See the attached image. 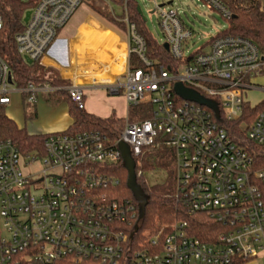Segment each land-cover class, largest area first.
<instances>
[{
  "label": "built area",
  "instance_id": "2783aa9c",
  "mask_svg": "<svg viewBox=\"0 0 264 264\" xmlns=\"http://www.w3.org/2000/svg\"><path fill=\"white\" fill-rule=\"evenodd\" d=\"M33 1L15 42L26 63L28 58L44 66L82 0ZM128 1L122 5L124 19L113 12L126 24L128 39L126 52L112 66L116 78L106 69L90 76V84L121 93L129 110L149 104L153 115L138 122L128 116L115 140L100 131L49 134L43 156L24 155L11 139L0 140V264H235L264 252V168H256L253 157L221 125V112L230 122L244 116V96L255 87L252 81L263 70L264 54L249 39L218 33L188 53L196 33L178 9L155 3L164 37L160 43L169 45L179 63L171 71L149 59L146 40L129 21ZM205 1L231 18L219 0ZM134 59L139 62L135 68ZM70 81L66 87L29 83L20 89L0 49V106L10 105L15 93L29 94L33 103L38 95L64 89L85 109V86L78 78ZM177 83L215 101L220 118L179 97ZM243 128L251 142L264 147V109ZM159 139L175 153L177 201L225 228L214 242L192 236L181 221L153 233L136 232L139 204L122 196L121 181L112 171L123 164V142L136 162L137 178H144L142 160ZM38 163L42 170L35 172Z\"/></svg>",
  "mask_w": 264,
  "mask_h": 264
},
{
  "label": "trees",
  "instance_id": "16d2710c",
  "mask_svg": "<svg viewBox=\"0 0 264 264\" xmlns=\"http://www.w3.org/2000/svg\"><path fill=\"white\" fill-rule=\"evenodd\" d=\"M228 8L232 16L227 19L229 28L221 31L218 36H240L254 42L264 53V6L261 0H219ZM124 5V0H117ZM34 5L33 0H0V16L3 19V28L0 31L1 55L10 66L15 83L18 88L25 89L29 83H50L57 87H66L67 81L59 78L54 69H46L38 63L28 64L18 54L15 42L16 36L24 29V18L26 12ZM138 3L134 0L128 1V17L131 23L136 25L137 31L147 42V55L149 59L158 61L161 66L169 70H175L179 63L175 61L164 46L148 32L146 22L138 11ZM104 19L112 23L118 29L126 32V24L117 22L110 14L102 15ZM124 19L123 17H119ZM61 101L69 104L70 115L74 124L67 132L76 133L84 131H100L105 133L111 140L119 137L125 126V120L115 115L108 118L98 117L79 108L68 96L66 91L57 93ZM29 94L24 93V107L26 115L29 108ZM264 109V102L255 108L245 105L244 116L238 121H227L221 112V125L227 130L230 137L238 145L243 147L254 159L256 168H264V147L251 142L247 136V129L257 114ZM153 115V107L143 104L129 110V120L132 122L145 121ZM29 117V116H28ZM11 139L20 152L24 155L38 152L44 155V135H30L26 130L20 129L17 124L7 116L6 107L0 106V140ZM142 169L145 171H162L166 174L165 181L155 185H148L144 178H137L146 196L149 198L146 206L145 217L140 222V232H155L162 225L172 224L177 221L186 222L192 236L208 243L215 241L225 228L212 220L205 213L193 212L175 197V153L167 147L163 139H159L146 153L142 160ZM116 174L121 184L118 191L123 197L133 201L136 199L128 188V172L124 164H119L112 171ZM137 202V201H136ZM248 261L235 264H247ZM85 264H97L88 261Z\"/></svg>",
  "mask_w": 264,
  "mask_h": 264
},
{
  "label": "crops",
  "instance_id": "0c3cea01",
  "mask_svg": "<svg viewBox=\"0 0 264 264\" xmlns=\"http://www.w3.org/2000/svg\"><path fill=\"white\" fill-rule=\"evenodd\" d=\"M127 47L126 32L104 18L91 16L87 21L78 24L68 23L60 32L49 55L43 59V65L46 69H54L63 81L70 83L73 77L80 80L85 86V110L88 113L102 118L115 115L126 120L129 116V108L124 96L121 93L111 94L107 87L91 85L90 76L107 69V75L115 79L116 73L112 66L117 58L126 52ZM261 81H264V67L253 79L252 83L255 87L251 90L261 89ZM47 95L48 98L38 95L35 102L28 103L27 116L31 121L30 129L22 125L14 115L18 105L25 113L22 94H13L11 104L6 106L7 116L30 135L47 136L67 131L74 124L68 102L61 101L57 92ZM97 99L108 101V107H105L101 113L92 111Z\"/></svg>",
  "mask_w": 264,
  "mask_h": 264
},
{
  "label": "rangeland",
  "instance_id": "374dc122",
  "mask_svg": "<svg viewBox=\"0 0 264 264\" xmlns=\"http://www.w3.org/2000/svg\"><path fill=\"white\" fill-rule=\"evenodd\" d=\"M141 7L144 17L147 19L146 28L148 32L158 42H163V34L159 24V15L155 11V3L165 5V9L173 6L179 10L181 18L184 23L191 28L197 35V38L191 41L187 46L190 48L189 52H195L201 49L204 44L213 36L221 31H226L229 28V22L223 15L215 10H212L210 5L205 0H134ZM231 1V0H228ZM262 5L264 6V0ZM172 2V4H169ZM118 17L124 16L122 5L117 0H82V5L77 10L70 21V25L78 24L87 21L91 16L96 18H103L102 15L110 14L111 18L120 22ZM106 20V19H105ZM109 22V21H108ZM187 47V48H188ZM262 54H264L261 51ZM139 62L134 59L133 67H138ZM124 80H122V83ZM261 89L249 90L244 96V100L251 108H255L264 102V81L260 82ZM45 97H49L47 93H43ZM148 97V96H147ZM147 99V98H146ZM94 113H101L108 107L106 99H97L94 102ZM11 109L9 108V111ZM15 117L22 125H26L30 129L31 121L23 112V109L18 105L15 112ZM35 172L42 170V163L36 164ZM144 179L148 185L152 186L157 183L165 181L166 174L162 171H145ZM2 223L0 222V225ZM163 226V225H162ZM154 232V231H153ZM151 232V233H153ZM248 264H264V252H259V257L250 261Z\"/></svg>",
  "mask_w": 264,
  "mask_h": 264
},
{
  "label": "water",
  "instance_id": "95a60500",
  "mask_svg": "<svg viewBox=\"0 0 264 264\" xmlns=\"http://www.w3.org/2000/svg\"><path fill=\"white\" fill-rule=\"evenodd\" d=\"M169 4H172V2H170ZM162 6H164V5H162ZM138 11H139L140 15L143 17L144 21L147 22V19L144 17V14H143L141 7H138ZM30 15H31V12L28 11L25 15V18H24L25 23L28 22ZM164 48L168 51L169 45L165 44ZM263 60H264V57H263ZM26 61L28 64H33V62L28 58H26ZM174 90H175V93L179 97H181L183 100L194 102V103H197L199 105L205 106V107L211 109L212 111H214L217 119L220 118L218 105L215 101L203 97L198 92L187 88L182 83H177L175 85ZM119 149L122 153L124 167L126 168V170L128 172V182H127L128 188L131 190L134 198L136 199V201L139 204L140 222H141L145 217L146 206L148 204L149 198L146 196V194L142 190L141 186L137 183L136 162H135L134 158L132 157L130 147L126 143L121 142L119 144ZM139 229H140V225L136 226V229H135L136 232Z\"/></svg>",
  "mask_w": 264,
  "mask_h": 264
}]
</instances>
